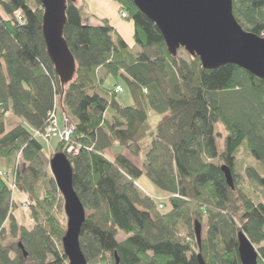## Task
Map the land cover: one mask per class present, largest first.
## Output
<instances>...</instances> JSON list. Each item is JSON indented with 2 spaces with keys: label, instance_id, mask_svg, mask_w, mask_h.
I'll return each instance as SVG.
<instances>
[{
  "label": "trees",
  "instance_id": "16d2710c",
  "mask_svg": "<svg viewBox=\"0 0 264 264\" xmlns=\"http://www.w3.org/2000/svg\"><path fill=\"white\" fill-rule=\"evenodd\" d=\"M113 1L133 23V47L108 20L92 25L81 17L82 4L67 3L63 38L76 72L62 85L43 43L40 0H0V169L30 201L34 222L31 230L15 222L5 174L0 264H68L63 199L46 145L35 135L53 110L72 127L68 142L58 141L53 152L72 166L86 214L79 242L87 264H198V254L206 264H240L239 232L258 247L257 264H264V197L254 200L236 172L264 192V81L235 65L203 70L197 58L170 56L151 21L128 0ZM232 10L245 31L264 37V0H232ZM110 78L113 90H128L131 106L118 104V94L105 86ZM8 113L21 124L6 132ZM153 116L160 119L155 131ZM69 146L77 154L67 153ZM115 147L116 157L107 158ZM241 151L259 165L238 159ZM138 157L141 165L131 160ZM221 166L230 169L234 189ZM141 177L168 195V212H156L161 203L140 191ZM195 223H206L200 245ZM119 234L126 239L118 241Z\"/></svg>",
  "mask_w": 264,
  "mask_h": 264
},
{
  "label": "water",
  "instance_id": "95a60500",
  "mask_svg": "<svg viewBox=\"0 0 264 264\" xmlns=\"http://www.w3.org/2000/svg\"><path fill=\"white\" fill-rule=\"evenodd\" d=\"M128 1L158 29L170 56H177L181 50L197 58L203 70L235 65L264 81V38L241 27L233 15L232 0ZM67 3L76 4L77 0H40L43 43L62 85L72 82L76 72L75 60L63 38ZM49 169L62 196L66 217L63 253L68 264H87L79 242L86 214L73 187L72 166L65 154L56 153L49 161ZM220 170L228 187L234 189L230 169L221 166ZM201 229L195 223L198 245ZM18 247L25 257L21 243ZM237 254L240 264H257V251L242 232L237 234ZM197 262L206 264L200 254Z\"/></svg>",
  "mask_w": 264,
  "mask_h": 264
},
{
  "label": "rangeland",
  "instance_id": "374dc122",
  "mask_svg": "<svg viewBox=\"0 0 264 264\" xmlns=\"http://www.w3.org/2000/svg\"><path fill=\"white\" fill-rule=\"evenodd\" d=\"M90 12L88 11V8H85L82 12H81V17L82 19H87L90 18L89 16ZM178 57L187 59V55L184 51H179L177 53ZM115 81L110 78L107 80L106 82V87L110 90H113ZM124 88V92L122 94H119L116 98L118 104L120 106H131L132 105V99L130 97V94L128 92V90L123 86ZM56 120L57 122L61 121L63 123V118L59 112V110L56 111ZM151 123H152V129L153 131H155L156 129V124H158L159 122V117L158 116H153L151 117ZM67 122V119L64 118V123ZM68 123V122H67ZM21 124V120H19L17 117H14L12 114L8 113L7 115H5V130L6 132L11 130L12 128L16 127L17 125ZM220 125H217L216 129L219 130ZM224 138L225 135H223L220 139L217 140L218 142V149L219 151H222L224 148ZM59 141L58 137H54L52 138V140L50 142H46L43 140V142L46 145V152H45V157L47 159H50L53 157V155H55L56 153L53 152L54 148L53 146H55V144ZM117 147L113 148V150L111 151H107L106 152V156L107 158L113 159L116 157L117 152H116ZM119 149V148H118ZM243 149V148H241ZM67 152V150H66ZM142 157V156H141ZM141 157L136 158V159H131L134 163L141 165ZM238 159L240 158H244L245 161H252V164H255V166H258L259 164L257 162H255L251 157H249L245 151H241L238 155H237ZM251 159V160H250ZM260 167V166H259ZM3 173H5L6 175L8 174V178H5V180L9 181L8 179H10L11 177V173L10 172H6L4 170H1ZM236 172L238 173L237 175V181L243 183L244 185H246L247 187H249L251 189V192L253 193V199L255 200H262L264 197V192L257 190L254 188L253 185H251L250 183H246L247 180H245V178L243 177L242 174V170L240 168H238V170H236ZM52 175V174H51ZM3 178V179H4ZM12 177H11V182H9V185L12 184ZM53 179V178H52ZM137 187L140 189V191H142L143 193L147 194L152 201L158 205L159 203H163V205L165 206L164 210H157V213H166L169 211V203H168V195L167 194H162V192L158 191L148 180H146L144 177H141L138 181H137ZM56 186V185H55ZM57 189V188H56ZM12 190V189H11ZM13 191V190H12ZM58 191V190H57ZM16 194H18V196H16ZM252 195V194H251ZM25 198V201L23 202V197ZM17 197V198H16ZM12 200L15 204V208L12 209L11 213L12 216L15 220V222L21 226L24 227L26 229H30L32 227H34V222L30 217V213H29V207L27 204V197L19 192L18 190L15 189V192H13L12 195ZM30 203V201H28ZM64 211V210H63ZM65 216V214H64ZM19 221V222H18ZM65 226H66V217H65ZM6 228H9L8 223L5 224ZM206 233H207V228H206V223H203L202 229H201V239H205L206 237ZM245 235V234H244ZM195 236V235H194ZM127 236L123 235V234H119L117 239L118 241H124L126 239ZM255 250L257 251L258 247L253 245Z\"/></svg>",
  "mask_w": 264,
  "mask_h": 264
},
{
  "label": "crops",
  "instance_id": "0c3cea01",
  "mask_svg": "<svg viewBox=\"0 0 264 264\" xmlns=\"http://www.w3.org/2000/svg\"><path fill=\"white\" fill-rule=\"evenodd\" d=\"M77 2L78 5L82 4L84 8H88V11L90 12L89 14L90 24L98 25L100 19L108 20L110 25L123 38V40L126 42L128 47L130 48L133 47V23L130 21H124L120 19L119 4L117 2L113 0H77ZM3 18L5 17L3 16ZM99 73L101 72L99 71ZM57 125L59 130L61 131L64 130V124L61 121H59ZM16 196H18V194H16ZM22 197L24 202L25 198L24 196Z\"/></svg>",
  "mask_w": 264,
  "mask_h": 264
},
{
  "label": "built area",
  "instance_id": "2783aa9c",
  "mask_svg": "<svg viewBox=\"0 0 264 264\" xmlns=\"http://www.w3.org/2000/svg\"><path fill=\"white\" fill-rule=\"evenodd\" d=\"M120 16H121L122 19H125L126 18V13L125 12H121ZM16 20L18 22L21 21L20 13L16 14ZM122 92H123L122 87H120V86L115 87V89H114V93L115 94H121ZM64 125H65L64 130H62V131L59 130L58 125H57V120H56L55 113H54V111H52L48 115V119H47V122H46L45 130L42 133L35 132V135L40 137L42 140H44L46 142L50 141L54 137H58L61 142H65L66 143L69 140V136H70V134L72 132V127H69L67 125V122H65ZM67 152L71 153V154H77L78 151H77V149H74V147L70 146L67 149ZM4 177H5V173L0 171V178L3 179ZM11 185H12L11 189L14 192L13 183ZM159 208L161 209L162 206L160 205Z\"/></svg>",
  "mask_w": 264,
  "mask_h": 264
}]
</instances>
